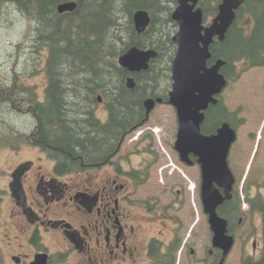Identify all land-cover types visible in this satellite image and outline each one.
<instances>
[{"label": "trees", "instance_id": "1", "mask_svg": "<svg viewBox=\"0 0 264 264\" xmlns=\"http://www.w3.org/2000/svg\"><path fill=\"white\" fill-rule=\"evenodd\" d=\"M68 1L76 2L77 8L60 15L58 5ZM220 1L201 0L206 16L217 13ZM14 2L21 12L37 22L38 35L43 39L36 40L34 52L48 50L46 100L38 102L36 92L32 91V112L37 123L34 144L48 149L58 162V170L70 171L93 161L106 160L122 138L144 124V101L161 96L168 98L171 63L177 50L173 42L177 24L171 18L176 0ZM139 10H147L151 15L149 28L141 34L133 22L134 13ZM246 19L250 26L246 25ZM134 46L155 49L158 56L148 70L131 75L118 65V58ZM211 52L209 63L218 59L226 61L222 73L229 81H238L244 72L264 66V0H244L225 40L215 41ZM129 76L136 82L133 89L126 85ZM163 83L166 87H162ZM99 96L103 97L108 113L104 124L93 112ZM225 121L235 128L242 124L237 121V113H230L221 102L207 111L202 132L213 134ZM249 193L246 200L252 212L258 210L264 214L263 193L258 192L254 197ZM240 208V197L235 195L220 207L219 213L233 226L241 215ZM262 245L263 256L258 264H264V218ZM172 246L178 251L180 242ZM165 262L175 264L176 257Z\"/></svg>", "mask_w": 264, "mask_h": 264}, {"label": "flooded vegetation", "instance_id": "2", "mask_svg": "<svg viewBox=\"0 0 264 264\" xmlns=\"http://www.w3.org/2000/svg\"><path fill=\"white\" fill-rule=\"evenodd\" d=\"M14 1L4 2L10 11ZM17 87L0 83V264H166L172 257L181 264L184 251L196 257L189 239L181 248L170 233L168 210L136 197L148 180H137L132 164L107 158L77 172L58 170L48 149L34 144L32 94ZM13 122L21 124L12 129ZM184 192L181 186L177 195ZM252 235L240 264L262 259L263 245ZM228 256L211 246L196 264H226Z\"/></svg>", "mask_w": 264, "mask_h": 264}, {"label": "rangeland", "instance_id": "3", "mask_svg": "<svg viewBox=\"0 0 264 264\" xmlns=\"http://www.w3.org/2000/svg\"><path fill=\"white\" fill-rule=\"evenodd\" d=\"M14 8L15 6L10 4L12 10L10 11L3 0H0V83L17 84L22 89L30 91H34L36 86L40 96L48 84L47 77L45 73L32 71L36 64L33 60L38 59L40 62L37 64L44 69L48 50L44 48L38 50L39 53L24 54L23 47L31 44L32 29H35L36 33L34 41L37 37L43 38L42 35L41 37L38 35L35 18L32 16L29 18L28 14L20 11V7H16V12L13 13ZM212 18L213 16L208 17L206 22H211ZM162 87L166 85L163 83ZM221 99L230 113L237 112V121L244 119L238 127V139L229 155V165L236 177L234 194L237 195L238 192L243 201L241 206L243 220L240 225L241 217L235 221L233 229L237 239L226 262L240 264L243 248L246 246L244 243L249 241L251 247L254 238L252 233L262 243L261 216L257 212L251 213L244 199L249 192L251 196L258 192L264 195V67L245 72L237 82L231 81L222 93ZM97 112L104 118L105 105H99ZM13 124L12 129L21 123ZM177 129L175 108L168 103L158 105L151 113L148 123L127 139L119 157L127 164L130 158V164L134 167L144 168V175L148 177L144 179L148 182L139 188L136 197L143 201L157 199L159 203L155 205L168 210L167 215L171 216L170 233H176L181 239V248L188 245L185 241L189 239L198 251L196 257H190L188 251L182 252L181 264H196V259L206 257L211 249V232L201 202L199 166H185L174 150ZM144 136H150L152 144L143 140L142 145L135 146L138 139H143ZM148 143L152 146L151 152H148ZM256 149L257 153L254 156ZM181 186H184V195H177ZM177 198L180 201H177Z\"/></svg>", "mask_w": 264, "mask_h": 264}, {"label": "water", "instance_id": "4", "mask_svg": "<svg viewBox=\"0 0 264 264\" xmlns=\"http://www.w3.org/2000/svg\"><path fill=\"white\" fill-rule=\"evenodd\" d=\"M177 2L178 6L172 13V19L179 26L173 37L177 52L172 62L173 85L168 100L176 109L178 118L174 148L182 162L194 165L193 157L201 167V200L213 233L212 244L222 251L225 259L233 248L234 237L229 235L228 221L218 214V208L233 197L235 178L228 165V156L237 140V131L228 122L212 135L203 134L201 127L206 111L219 103L217 97L228 85L221 72L226 64L224 60L219 59L208 66L212 57L210 46L215 38L224 41L243 0H223L218 7V15L209 26L204 25L203 10L197 8L199 0ZM76 7V2L68 1L58 5L57 11L60 14L73 12ZM133 21L137 33L141 34L149 28L151 17L148 11L139 10L134 13ZM157 56L154 49L134 46L119 58L118 63L129 73H139L148 70L151 60ZM126 82L129 89L135 87L134 78L128 77ZM162 102V98L144 101L147 118Z\"/></svg>", "mask_w": 264, "mask_h": 264}, {"label": "bare ground", "instance_id": "5", "mask_svg": "<svg viewBox=\"0 0 264 264\" xmlns=\"http://www.w3.org/2000/svg\"><path fill=\"white\" fill-rule=\"evenodd\" d=\"M21 10H22V9L20 8V11H21ZM146 11H147V10H146ZM26 15H27V14H26ZM26 15H25V16H26ZM27 17H28V16H27ZM207 18H208V17H207ZM37 39H38V37L36 38V40H37ZM36 40H35V41H36Z\"/></svg>", "mask_w": 264, "mask_h": 264}]
</instances>
